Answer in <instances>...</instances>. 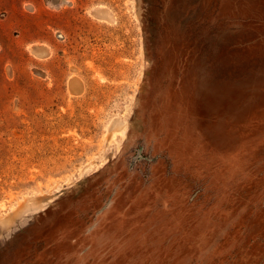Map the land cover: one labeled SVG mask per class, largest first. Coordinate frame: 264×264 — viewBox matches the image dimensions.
<instances>
[{
  "label": "rangeland",
  "instance_id": "374dc122",
  "mask_svg": "<svg viewBox=\"0 0 264 264\" xmlns=\"http://www.w3.org/2000/svg\"><path fill=\"white\" fill-rule=\"evenodd\" d=\"M0 264H264V0H0Z\"/></svg>",
  "mask_w": 264,
  "mask_h": 264
}]
</instances>
